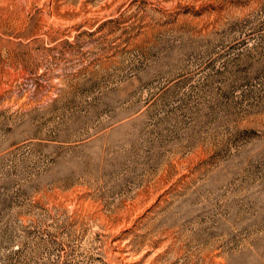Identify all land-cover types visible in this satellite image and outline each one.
I'll return each mask as SVG.
<instances>
[{"label":"rangeland","instance_id":"rangeland-1","mask_svg":"<svg viewBox=\"0 0 264 264\" xmlns=\"http://www.w3.org/2000/svg\"><path fill=\"white\" fill-rule=\"evenodd\" d=\"M0 264H264V0H0Z\"/></svg>","mask_w":264,"mask_h":264}]
</instances>
